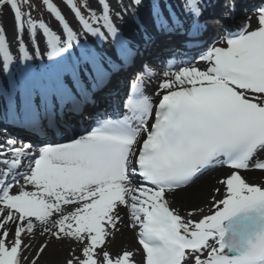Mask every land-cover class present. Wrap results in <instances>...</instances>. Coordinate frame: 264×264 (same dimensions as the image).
<instances>
[{
	"label": "snow or ice",
	"instance_id": "snow-or-ice-1",
	"mask_svg": "<svg viewBox=\"0 0 264 264\" xmlns=\"http://www.w3.org/2000/svg\"><path fill=\"white\" fill-rule=\"evenodd\" d=\"M215 3L42 0L57 31L30 0H0L21 65L12 76L0 25L4 118L35 140L0 143V264H56L45 257L62 251L60 264H264V182L243 174L264 173V0L239 24L238 0H224L230 23L209 43L202 19ZM161 43L191 58L147 59ZM145 73L161 76L151 93ZM57 131L72 136L49 143ZM122 227L139 247L114 253Z\"/></svg>",
	"mask_w": 264,
	"mask_h": 264
},
{
	"label": "bare ground",
	"instance_id": "bare-ground-1",
	"mask_svg": "<svg viewBox=\"0 0 264 264\" xmlns=\"http://www.w3.org/2000/svg\"><path fill=\"white\" fill-rule=\"evenodd\" d=\"M114 2H115V0H112V4ZM149 2H150V0H145V4H148ZM163 2H164V0H161L162 4H163ZM170 2L173 4H178L179 0H170ZM257 2H259V0H241L240 4L251 8L255 3L257 4ZM223 3H224V0H216L215 5L210 6L205 11L203 20L206 17V20H204V23L205 22L208 23L207 31H209V29H211L210 23L215 22L212 19H207V17H210V15L214 14V13H219V12L223 13L224 12ZM60 6H61L62 10L65 12L68 21L71 22V24L74 27H76L77 22L72 18V14L69 12V10L67 8H65L63 4H61ZM2 11H3V15H2L3 17H2V21H1L0 25H2L7 32L10 48H11L13 56L15 57V60L13 62L12 67H14V68L16 66L21 67V65L19 64L20 55L18 52V44L16 41V32H15L13 13L8 7L3 8ZM142 13L147 14L148 8H142L141 9V12H140L141 18H142V15H144ZM245 14H246V12L242 13L241 9L238 6V11L236 13L235 23H237V24L242 23L243 17ZM44 20L46 22H48L54 30L59 31L57 22L52 17H50L49 14H48V17L45 18ZM125 20H127L128 23L126 25H122V27H124L126 29L128 34L132 35L131 30H133V27H135V24L132 23V17L130 15H126ZM117 23H119V21H117ZM253 26H255V17L254 16H253ZM88 38L92 39L91 36H89ZM164 46L165 45L163 43H161L160 47L154 48L152 50V53L147 56V59H154L156 57V55H161V56L168 55L167 53L161 52V48ZM176 52H179V50ZM1 56L2 55H0V69H2V66H3V57H1ZM164 70H167V68H165V66L160 67V68H154L151 71L159 72L162 74V72ZM12 72L17 73L16 70H14ZM7 74L8 73L0 74V85H1L0 88L7 89L9 87ZM15 76H17V74H15ZM158 77H161V76H157L154 79H152L148 76L147 73H145L146 81L151 80V87L147 88L148 93H151L154 91L156 84L158 83V80H157ZM17 82H18V80H17ZM121 86H123V81L121 82ZM5 110H6V105H5L4 98L2 96H0V123H2V124L5 122H9L8 120H6L4 118ZM13 135L15 137H19V135L15 134V133ZM23 141H24V139H23ZM0 143H2V142L0 141ZM223 171H224L223 169H216V170L210 171L204 177H202L201 180L198 181V183H203L205 181H208L209 179H214L216 177H219L222 175ZM243 174L249 179L250 182H256V183L264 182V173H261L260 171L244 172ZM15 191H16V189L14 188V192ZM178 206L181 207V214L183 215L184 214V206L181 204H178V203L173 204V207H178ZM120 211H121V215L125 217V222H127V216L125 215V210L121 209ZM42 239H43L42 237L37 235L36 236V243L38 244L39 242H41ZM34 247H35V245H34ZM138 247H139V245L137 244L136 239H135V230H133L131 228H127V227H122L120 233L117 234L115 241H113L109 244V250L114 252V253L119 251L121 248L133 250V249H136ZM32 254L33 253H29V255H32ZM65 255H66V252H63V251L59 252L55 256H53L51 253H49V255H47L45 257V260L56 261V264H60V262H62V260L64 259ZM41 264H43V262H41Z\"/></svg>",
	"mask_w": 264,
	"mask_h": 264
},
{
	"label": "rangeland",
	"instance_id": "rangeland-1",
	"mask_svg": "<svg viewBox=\"0 0 264 264\" xmlns=\"http://www.w3.org/2000/svg\"><path fill=\"white\" fill-rule=\"evenodd\" d=\"M31 4H32V13H33V18L34 19H45L48 17V13L47 11L43 8L42 5V0H30ZM53 2H58V0H53ZM110 4H112V0H109ZM78 5L81 7L82 11H85L82 7L83 5V0H77ZM25 11L28 10L27 8V3L24 5ZM243 8V7H242ZM86 14V12H85ZM3 15V11L0 10V24L2 21V16ZM72 18L74 19L73 15ZM75 20V19H74ZM76 21V20H75ZM77 22V21H76ZM1 55V54H0ZM161 79V78H160ZM159 79V80H160Z\"/></svg>",
	"mask_w": 264,
	"mask_h": 264
}]
</instances>
